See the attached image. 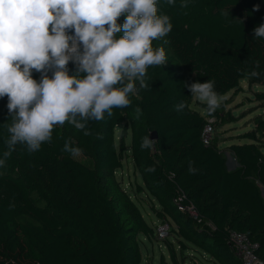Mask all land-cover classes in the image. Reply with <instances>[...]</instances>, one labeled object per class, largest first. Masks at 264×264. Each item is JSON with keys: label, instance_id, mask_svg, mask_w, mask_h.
<instances>
[{"label": "trees", "instance_id": "16d2710c", "mask_svg": "<svg viewBox=\"0 0 264 264\" xmlns=\"http://www.w3.org/2000/svg\"><path fill=\"white\" fill-rule=\"evenodd\" d=\"M156 7L157 15H166L172 25L152 41L154 50L163 48L165 65H151L144 77L133 78L137 87L140 80L147 86L128 94L129 104L116 108L117 118L107 112L100 121L87 118L90 135L70 118L53 126L40 149L29 153L20 141L10 148L9 128L16 114L9 113L8 97H0V160L10 152L0 163V264H150L143 257L140 234L158 239L156 225L118 179L126 157L144 181L135 194L145 191L157 220L170 226L163 240L172 264H182L174 240L181 249L206 252L217 264H244L228 243L232 230L248 233L264 262V118L241 136L249 142L227 146L238 162L229 169L216 137L205 144L202 133L208 117H215L217 126L236 121V116L225 112L222 102L209 113L207 102L197 100L206 111L201 112L192 105L197 95L184 87L211 80L219 98L240 88L243 79L264 86V37L253 36V29L264 23V0H157ZM126 15L117 20L121 26ZM67 34L74 37V29ZM77 67L70 60L69 75ZM54 71L33 69L32 77L40 82ZM127 83L125 79L115 87ZM256 96L264 99V90ZM181 101L186 108L177 112ZM148 134L156 141L141 149ZM66 142L74 152L63 150ZM78 153L92 164L76 158ZM190 161L195 174L189 173ZM179 205H193L196 214ZM160 260L171 264L164 253Z\"/></svg>", "mask_w": 264, "mask_h": 264}, {"label": "clouds", "instance_id": "9594fccd", "mask_svg": "<svg viewBox=\"0 0 264 264\" xmlns=\"http://www.w3.org/2000/svg\"><path fill=\"white\" fill-rule=\"evenodd\" d=\"M156 5L157 0H0V97H8L9 113L16 114L9 147L20 141L29 153L38 150L50 140L53 126L70 118L90 135L87 118L100 121L105 112L111 116V109L126 107L128 94L147 86L140 80L137 87L133 78L144 77L151 65L166 63L163 48L154 50L152 41L169 33L172 25L169 17L157 15ZM123 14L121 26L117 20ZM68 29H74V37ZM253 36L264 37V23L253 29ZM70 60L78 66L74 75L67 68ZM49 68H55L51 78L44 74L40 82L33 79V69L46 73ZM79 73L86 75L78 78ZM125 79V86L115 87ZM214 83L184 84L207 102L209 113L219 107ZM185 108L183 101L175 105L177 112ZM77 116L84 121H76ZM155 141L148 134L141 149ZM63 150L75 151L67 142ZM9 155L5 151L4 160ZM193 164L189 162L190 174L197 171Z\"/></svg>", "mask_w": 264, "mask_h": 264}, {"label": "rangeland", "instance_id": "374dc122", "mask_svg": "<svg viewBox=\"0 0 264 264\" xmlns=\"http://www.w3.org/2000/svg\"><path fill=\"white\" fill-rule=\"evenodd\" d=\"M264 90V86L258 83L249 84L246 79L240 82V88L232 89L225 95L218 98V102L224 104L225 112H231L236 116V121L224 123L222 125L217 124L215 137L219 146L224 149V152L228 159L229 169H233L238 165V162L234 154L227 149V146L231 143H244L249 142V139L241 138V136L248 130L256 128V122L259 117L264 118V99H258L257 92ZM199 100L196 96L192 105L199 109L201 112L206 113L205 109L196 101ZM201 101V100H200ZM206 102V101H203ZM113 117L117 118V109H111ZM117 137L121 132V125L116 127ZM262 144H264V135L261 136ZM126 145H130V137L126 139ZM230 153V155L228 154ZM76 158L82 160L84 163L91 165L92 160L89 157L83 156L81 153L75 155ZM118 179L122 181L123 186L134 196L136 202L139 204L144 216L150 223L157 225L160 221L157 220V216L148 202L147 194L142 191L141 194H135V188L141 184H144L143 177L139 171L135 172V167L131 157H126L123 167L117 171ZM158 238V237H157ZM140 244L143 253L144 260L150 264H161V255L165 254L166 260L171 262L169 257V250L166 247L164 240L149 239L144 234H140ZM174 246L176 249L179 261L182 264H217L210 259V256L200 250L193 248H180L177 241L174 240Z\"/></svg>", "mask_w": 264, "mask_h": 264}, {"label": "built area", "instance_id": "2783aa9c", "mask_svg": "<svg viewBox=\"0 0 264 264\" xmlns=\"http://www.w3.org/2000/svg\"><path fill=\"white\" fill-rule=\"evenodd\" d=\"M216 119L215 117H208V121L204 126L202 133V140L205 144H211L215 138ZM181 210H187L191 214H196V208L193 205L186 207L179 205ZM160 221V220H159ZM170 226L166 221H160L155 228V234L161 240L169 236ZM228 243L233 252L242 260L244 264H264V262L255 253L258 244L253 241L249 234L241 231L230 232Z\"/></svg>", "mask_w": 264, "mask_h": 264}, {"label": "water", "instance_id": "95a60500", "mask_svg": "<svg viewBox=\"0 0 264 264\" xmlns=\"http://www.w3.org/2000/svg\"><path fill=\"white\" fill-rule=\"evenodd\" d=\"M157 137V133L156 132H153L152 134H151V138L152 139H155ZM229 155H230V153H228ZM262 188V194H263V196H264V187L262 186L261 187Z\"/></svg>", "mask_w": 264, "mask_h": 264}]
</instances>
